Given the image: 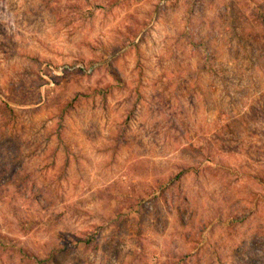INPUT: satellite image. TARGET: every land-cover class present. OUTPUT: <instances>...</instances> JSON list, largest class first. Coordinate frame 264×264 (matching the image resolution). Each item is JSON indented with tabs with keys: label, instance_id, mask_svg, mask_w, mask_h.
<instances>
[{
	"label": "rangeland",
	"instance_id": "obj_1",
	"mask_svg": "<svg viewBox=\"0 0 264 264\" xmlns=\"http://www.w3.org/2000/svg\"><path fill=\"white\" fill-rule=\"evenodd\" d=\"M0 264H264V0H0Z\"/></svg>",
	"mask_w": 264,
	"mask_h": 264
},
{
	"label": "trees",
	"instance_id": "obj_2",
	"mask_svg": "<svg viewBox=\"0 0 264 264\" xmlns=\"http://www.w3.org/2000/svg\"><path fill=\"white\" fill-rule=\"evenodd\" d=\"M2 103L6 105L5 102L2 101ZM97 235H98V228L94 227L91 231L86 232L85 237H83L82 239H79L77 242L82 243L87 248L96 250L98 246L97 245Z\"/></svg>",
	"mask_w": 264,
	"mask_h": 264
}]
</instances>
